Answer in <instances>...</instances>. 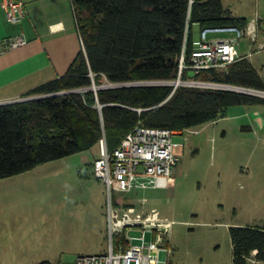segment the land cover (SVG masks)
Listing matches in <instances>:
<instances>
[{
    "label": "trees",
    "instance_id": "obj_1",
    "mask_svg": "<svg viewBox=\"0 0 264 264\" xmlns=\"http://www.w3.org/2000/svg\"><path fill=\"white\" fill-rule=\"evenodd\" d=\"M83 48L68 72L25 97L0 105V179L42 163L86 151L106 138L117 147L136 124L184 131L221 117L230 107L264 103V97L223 88L179 85L196 79L264 90L248 58L226 69L180 74L206 28L248 25L222 0H71ZM163 81L168 83L139 84ZM104 82L126 84L100 88ZM88 90H81V89ZM237 264L264 262V226L230 228Z\"/></svg>",
    "mask_w": 264,
    "mask_h": 264
},
{
    "label": "rangeland",
    "instance_id": "obj_2",
    "mask_svg": "<svg viewBox=\"0 0 264 264\" xmlns=\"http://www.w3.org/2000/svg\"><path fill=\"white\" fill-rule=\"evenodd\" d=\"M222 2L251 22L264 19V0ZM194 29L198 38L201 31ZM233 36L210 32L208 40ZM246 39L237 55L247 54L264 79V49L249 55ZM252 105L232 106L225 117L176 135L182 146L174 184L124 196L171 222L168 264H237L230 228L264 226V103ZM99 155L97 144L0 179V264L66 262L108 252L107 187L93 172ZM153 238V232L145 233L147 242ZM255 254L247 264H264Z\"/></svg>",
    "mask_w": 264,
    "mask_h": 264
},
{
    "label": "built area",
    "instance_id": "obj_3",
    "mask_svg": "<svg viewBox=\"0 0 264 264\" xmlns=\"http://www.w3.org/2000/svg\"><path fill=\"white\" fill-rule=\"evenodd\" d=\"M11 23H20L27 16L26 4L22 0H3L1 4ZM210 32L231 33V38L208 40ZM250 37L255 50L264 49V19H257L253 25L245 28L225 26L206 28L194 41V49L186 59L185 50L180 58V74L189 69L191 74H197L208 69H226L238 60L237 45ZM82 40V38H81ZM7 49H14L28 43L24 33L5 39ZM83 44V40H82ZM253 50L249 52L251 53ZM179 85L196 87H216V83L196 79L182 80ZM96 85L92 88L117 87L126 84ZM168 83L163 81L142 82V84ZM171 83V82H170ZM175 82H172V84ZM251 94L264 97V90L243 87ZM82 90V89H81ZM1 101L0 105L16 100ZM185 131V130H184ZM184 131L170 128L150 127L142 122L136 124L121 143L110 150L106 138L99 142L100 155L93 163V172L97 178L104 181L107 187V218L109 250L106 253L83 254L72 261L55 262L44 260L34 264H160L165 261L169 252V230L171 222L163 219L156 209H144L143 202H130L129 197L137 190L165 188L174 184V168L179 161L178 150L181 144L174 137ZM138 203V204H137ZM133 229L141 231V236H131ZM151 231L153 240L147 242L145 233ZM134 240L140 243L135 244ZM162 256L164 257L162 259Z\"/></svg>",
    "mask_w": 264,
    "mask_h": 264
},
{
    "label": "crops",
    "instance_id": "obj_4",
    "mask_svg": "<svg viewBox=\"0 0 264 264\" xmlns=\"http://www.w3.org/2000/svg\"><path fill=\"white\" fill-rule=\"evenodd\" d=\"M2 1L0 0V102L26 98L25 95L34 88L65 75L83 48L71 0H22L26 4L27 16L20 23L8 21L1 6ZM237 16L247 18L245 15ZM255 23L256 21L248 22L250 25ZM19 33H24L28 43L7 49L5 39ZM246 38L250 50H253L250 37ZM260 40L264 41V37ZM237 58L248 57L247 54H240ZM254 112L258 114L260 110L255 109ZM260 122L264 124V119Z\"/></svg>",
    "mask_w": 264,
    "mask_h": 264
},
{
    "label": "water",
    "instance_id": "obj_5",
    "mask_svg": "<svg viewBox=\"0 0 264 264\" xmlns=\"http://www.w3.org/2000/svg\"><path fill=\"white\" fill-rule=\"evenodd\" d=\"M179 82H180V80H177L175 83H173V84H179ZM217 86H216V88H223V89H229V90H234V91H240V92H245V93H250L251 94V92H247V91H245L244 89H243V87H241V86H235V85H224V84H216ZM219 85V86H218ZM121 86H124V85H121ZM94 87V85H92V87L91 88H88V89H92ZM88 89H82V90H88ZM33 98H35V97H33ZM18 101H21V100H16V101H12V102H18ZM23 101V100H22ZM12 102H8V103H12ZM4 104H7V103H4ZM164 257L162 256V259H163Z\"/></svg>",
    "mask_w": 264,
    "mask_h": 264
}]
</instances>
